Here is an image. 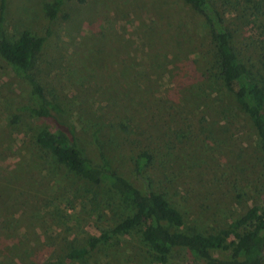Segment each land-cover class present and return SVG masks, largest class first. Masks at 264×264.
I'll return each mask as SVG.
<instances>
[{
    "label": "rangeland",
    "instance_id": "1",
    "mask_svg": "<svg viewBox=\"0 0 264 264\" xmlns=\"http://www.w3.org/2000/svg\"><path fill=\"white\" fill-rule=\"evenodd\" d=\"M237 28L236 43L264 75V9L215 0ZM261 1V0H255ZM53 0H9L5 29L47 35L37 72L75 125L89 157L137 188L144 174L184 216V232L214 234L254 206L264 208L262 139L220 78L212 34L184 0L67 1L50 24ZM264 4V3H262ZM29 84L0 56V264H157L137 237L115 236L85 258L71 251L99 239L132 213L106 184L80 180L36 145L54 129L29 111ZM13 118H20L13 124ZM216 257L231 258L218 250ZM167 264H204L178 250Z\"/></svg>",
    "mask_w": 264,
    "mask_h": 264
},
{
    "label": "trees",
    "instance_id": "2",
    "mask_svg": "<svg viewBox=\"0 0 264 264\" xmlns=\"http://www.w3.org/2000/svg\"><path fill=\"white\" fill-rule=\"evenodd\" d=\"M67 1L84 4L88 0H53L46 5L50 24L55 21ZM254 10L262 14L264 0H247ZM204 19L212 34L215 58L220 78L240 109L248 115L262 139L264 154V75L254 78L252 61L245 57L236 40L238 27L228 18L227 11L216 6L215 0H184ZM9 0H0V56L13 68L15 74L31 88L32 105L20 107L38 120L48 122L54 129L43 128L35 137L36 145L49 151L58 164L68 169L80 180L99 186L106 184L118 193L132 213L115 227L104 232L99 239H91L84 248L71 251V258H85L98 243L106 244L115 236L135 235L144 256L154 263L167 264L178 250H185L195 260L204 264H264V208L254 206L244 216L232 222L227 229L214 234L184 232L183 214L174 207L164 194L154 190L151 180L145 176V167L155 158L148 150L139 155L135 174L145 189L137 188L128 178L117 172L99 145L102 164L95 163L80 142L75 125L65 115L64 108L51 99L41 83L37 67L48 39L47 35H32L24 31L12 41L5 29ZM20 118H13L18 124ZM222 250L231 253L229 260L214 255Z\"/></svg>",
    "mask_w": 264,
    "mask_h": 264
}]
</instances>
